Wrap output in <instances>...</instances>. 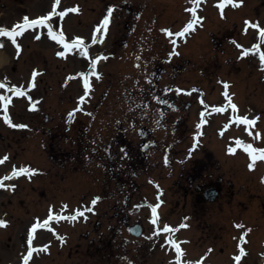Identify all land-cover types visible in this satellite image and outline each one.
<instances>
[{
    "label": "rangeland",
    "instance_id": "obj_1",
    "mask_svg": "<svg viewBox=\"0 0 264 264\" xmlns=\"http://www.w3.org/2000/svg\"><path fill=\"white\" fill-rule=\"evenodd\" d=\"M18 1L0 0V5L6 6L5 12L1 16L3 22L11 20V23L19 20L22 14H28L29 17L43 14L48 10L51 0H27L23 6H18L16 4ZM65 1L67 2L66 5L72 6L76 2V0ZM80 1L83 2L82 6H85L88 18L84 20L89 22L88 25L95 20L93 18H99L100 16L103 19L104 14H107V12H103L107 5H104L103 0ZM235 1H240L242 6L235 9L226 0H208L200 11L203 0H199L197 4H194L192 0H105L106 3L109 2L107 6H112L114 10L110 18L111 21L109 20V30L106 32L102 29L99 32H95V37L102 39L120 36L121 32H123V22L126 17L125 10L129 6H134L136 14L138 13L137 21L141 24L138 28V37L148 36L145 33L149 30L150 34L146 38L147 44L153 42V37L156 41L155 46L148 45L150 49H147V54L154 59L157 57L162 58L163 56H168L169 53L171 54L170 50L169 53L167 51L168 44L164 43H182L177 40L180 37L175 36V34L183 31L189 21L195 23V17H199V23H196L193 27L196 29L200 26V28L195 31L193 28L188 37L191 39L190 42H194L195 39H204L205 45L199 46L196 43L193 48L184 52L185 54L179 51L182 55L176 57V62L189 58L191 60L190 67H187L184 73H177L174 79L170 80L167 76H164L159 82V86L169 85L172 88V98L175 99L176 106L181 110L180 113L176 112L173 116L174 119H181L180 126L179 124L176 126L177 136L175 140L177 142L176 149L181 151L177 152L179 155H175L174 159L182 160L185 153L191 150L193 136L196 132L195 117L197 112L203 108L199 105L201 102L200 97H202L203 102H206L204 109L208 108V104L221 103L219 92L222 81L231 82L232 88L236 92V99L233 102L236 107H239L242 115L248 116L251 121L253 117L254 123H251L252 126L250 128L229 129L221 136L214 135V129L218 126V120H216L211 124L204 138L203 142L205 144L202 142L197 149L207 153L210 149L214 150L215 155L212 154L213 160L217 161V165L221 166L219 172L222 173L224 185L221 204L219 206L214 205V208L206 213V218L191 220L190 223H187L189 225L187 229L175 234V240H188V244H183L182 248L184 251L186 249L187 257L191 261H195L196 264H262L264 256L262 245L264 240V152L261 151L264 150V77L262 64L259 61L260 54L264 52V38L261 36V29L264 28V3L254 0ZM63 2L64 0L61 6ZM221 4L224 5L223 9L220 7ZM91 7L94 8L93 11ZM163 8H166V12L160 13ZM189 8H195L197 15L194 16L193 11L186 12V9ZM2 10L0 6V13ZM134 15L135 13H133V17ZM127 16L130 18L129 14ZM255 23L259 24L257 25L258 31L252 29ZM197 24L198 26H196ZM87 26H80L81 34H88ZM133 42L131 40L130 44ZM160 44L165 45L164 50H162L163 47L161 48ZM237 44L241 45L239 49ZM99 48L96 47L95 50H92L93 55L96 56L94 59L100 56V52L101 55H105L104 51L102 52V49L100 51ZM101 48L106 50L104 46H101ZM185 49H187V46ZM40 52L43 54V58L49 59L48 62L41 64V60H37L30 65L25 64L21 67L18 64V66L26 71L25 78H27L32 66L46 71L44 72L45 75L41 76L39 83H36L32 95L30 94L31 97L37 94L43 95V102L34 105V109L30 112L24 107V105H27L25 99L19 98L17 100L19 102L15 103V112H20L19 122H24L28 125L26 130H21L22 128L16 129V132L11 134L8 130L0 127V133L4 135V139L0 140V157L13 151L18 152L16 157H19L16 159L17 161H13L15 163L12 170L29 168L39 173L31 176L30 179H25L26 181L18 180L19 182L12 183L15 203L14 210L10 212L11 216L27 211V204L34 205L36 202L44 203L47 206V213L45 211L40 213L38 218H43L50 213H56L59 210V202L64 200L71 204L72 210L88 207L93 209V205H90V202L94 198L102 197V192L95 190L93 187V185L98 184L94 183L87 175H84V173H73V170H68V172L64 170L63 172L59 168L60 128H67V131L64 132L74 136L79 131L76 124L89 125L87 133H94L95 144H103L106 141H99V139L102 140L103 136L101 135L107 134L108 129L106 127L112 126L113 134H116V129L119 130V126L114 124L118 121L108 126L104 119L106 115L103 114L106 113V109H110L109 112L114 110L116 112L114 118L122 117L126 113H129L127 115L128 119L134 117L132 121L128 120V124L126 123L125 134H128L129 139L138 140L137 130L140 128L152 133L156 139H161L168 134L166 123L162 119L157 121L158 114L153 111V105L138 112L136 116V113L130 111L134 101L131 97L126 96L127 99L124 97L125 91L123 87L128 86V90H136L140 82L144 84L146 79V77L142 78L145 73L140 74L136 67L127 65L130 75L128 78H121L120 63L110 59V57L105 61H100L99 65L91 67L83 64L81 57L79 62L73 59H66L65 62L57 61V63H52L50 60L53 58L48 50L46 52L41 50ZM134 53L136 54V50ZM201 53L206 54L207 61H211L208 71L213 69L211 74L207 73V78L203 74H195V71L199 70V61L203 57H201ZM241 53L244 54L245 59L239 57ZM135 64L134 62L132 66H135ZM82 71L88 76L95 74L94 88L82 108V111L86 112L85 114H82V111L73 110L76 109V98L82 92L80 86L81 75L78 76ZM11 73L13 74L9 70L6 71V74L13 79ZM63 74H65L64 79H62ZM107 76L113 80L117 90L114 91L112 89V92H109L107 101L99 108L101 113L98 114L95 104L99 103L104 88L108 86L106 85L109 82ZM15 77L24 80L20 71L18 77L14 75ZM66 77L69 79L64 85ZM194 87L201 91L193 89ZM0 90V96H7L3 93L1 87ZM191 90L201 93H195ZM121 102L125 103V106L121 107ZM113 103L115 104L113 105ZM188 103H190L189 107ZM109 105L113 107L110 108ZM71 111L74 113L72 112L70 119L69 114ZM45 115H47V120L44 119ZM255 116H259L258 119ZM89 121H91V124H89ZM62 123H64V126H61ZM65 124L68 125L65 126ZM123 124L125 125V122ZM160 127L163 128L160 129ZM41 138H43L42 141ZM11 139H15V141L12 142ZM44 144L48 147L46 148L47 154L54 159H46L41 149ZM43 148L45 147L43 146ZM159 149H162V143H160ZM22 150L24 151L22 152ZM189 153L194 155V157L201 155L200 152ZM253 156H255V159H253ZM156 160L162 162L163 157L158 154L151 161L154 163ZM24 163L29 164L25 166ZM8 167V164L2 167L3 172L0 174L12 171L6 170ZM153 168L149 167L144 171L141 168L139 169L136 182L140 186L135 187V192H132L131 202L127 205L128 208L125 211L123 206H119L124 204V201L118 197H113L108 202L110 206L97 202L93 209V215L87 213V218L79 219L73 226L63 225L58 227L59 230H62V234L69 236L68 242L66 241L64 244L59 243L58 245L52 238L45 236L47 235L45 232L38 234L37 238L41 243H44L46 239L43 237H46L47 241L51 242V246L50 253L43 257L41 256L42 258L36 260V262L38 264H59V259H66L68 257L67 251L71 249L72 253H69V258L63 264H88L82 263L81 260L87 259L88 251H91V255H93V249L100 241L103 248L107 246L108 241L110 242L109 244H113L111 248L113 264H116V261H118L117 264H124L125 261L158 264L161 259L170 258V253L167 251L166 246L162 244L161 237L157 233L155 237L147 238V235L152 233L153 230L156 232L149 220L142 221V225L146 228V234L143 238L146 242L141 239L139 243L143 242L144 245L153 243L155 246L150 250L151 253L139 258L138 250H140V247L136 246L135 243L129 244L127 247L129 252H119L125 246L123 245L125 239L129 242L135 241V238L131 237L126 229L123 228L126 216L128 215L129 224H131L135 221L137 213L146 215L143 207L140 206L142 202L140 196L151 194L152 192L150 187L143 183H145L146 175L150 171L152 173H149V175L156 174ZM159 173L166 178L165 173ZM61 180L64 181V187H69L73 183L77 188L73 192L68 190L67 192L59 193L62 190ZM171 182L172 180L170 179L163 186L166 191L168 190V195L166 194V197H164V204L157 219L160 220L161 225L166 223L174 229L181 221L175 219L178 215H172L170 210L172 200L176 199V197L179 198L176 196L178 193L173 192L172 186H170ZM74 192L75 194H73ZM82 194L86 197L85 201L82 200ZM0 197H3L2 193H0ZM28 200L30 201L29 203L26 202ZM180 200V204H182V199ZM113 202H118L116 209H114L113 205L111 206ZM110 207L112 210H109ZM126 211L129 213L125 215L124 212ZM34 214L36 213L33 210ZM99 214L102 215L99 216ZM98 219H100V227L95 233H91L87 237L82 235L83 233L80 234L85 230L91 229L90 220L92 222ZM22 224L21 221L15 219L14 226L16 230H10L9 234L13 235L12 231L22 230L25 226L22 227ZM119 230L122 231L121 236H118ZM109 231L111 233H108ZM235 239H239L237 242L241 241V246L244 249L239 256L237 255L238 249H236L237 242H235ZM3 241L6 243V236ZM13 244H16L15 248L19 245V241L15 242L14 237ZM132 251L135 253H132ZM101 253L103 252L101 251ZM106 253L104 252L108 258L110 252L106 250Z\"/></svg>",
    "mask_w": 264,
    "mask_h": 264
},
{
    "label": "snow or ice",
    "instance_id": "obj_2",
    "mask_svg": "<svg viewBox=\"0 0 264 264\" xmlns=\"http://www.w3.org/2000/svg\"><path fill=\"white\" fill-rule=\"evenodd\" d=\"M192 2L194 4H197L199 3V0H192ZM60 3V0H56V4L59 5ZM221 9H223L224 5L221 4L220 5ZM193 12H195V8L192 9ZM112 12H113V8L110 7L108 9V15L104 18V22H103V25H102V28L104 31L107 30L108 28V24H109V18L111 17L112 15ZM65 13H60L61 16H63ZM49 17L53 16V15H56L55 11H52L50 12L49 14ZM195 22V21H193ZM251 23V22H249ZM44 24H47V28H48V35L52 36L53 39H59L60 42L62 44H64L65 48H68L69 45L65 42L64 38H63V33H60L59 36H57V34L54 33L53 31V23L50 19H48V17H40L38 20H29L27 16L24 17V22L23 24L21 23H17L10 31L6 28H0V35H7L9 37L12 38L13 42H15V39H16V35L17 34H20L22 35L23 34V30H26L28 27H35L36 25H44ZM192 27V24H189L188 25V28H191ZM101 30V28H97V31L99 32ZM188 29L185 28L184 31L186 32ZM176 35H183V33H177ZM261 36L262 38H264V29H261ZM39 38V37H37ZM74 47H80L82 52H83V49H84V46L82 44H80V41H79V38H77V41L75 42V44L73 45ZM17 47H20L19 44H17ZM58 55L60 56H64L65 53L63 51L59 52ZM99 59V58H98ZM260 59H261V62L264 63V52H262L260 54ZM139 66V65H138ZM93 67H95V63H93ZM5 83L4 82H0V87H5ZM90 85L88 84V81L87 79H85V88H89ZM12 90H15L17 91V93L19 94H22L20 93V90L19 89H16L15 86H13L12 88L9 89V91H12ZM227 94V93H226ZM0 99H6L5 97H2L0 96ZM85 99L84 96H81L80 97V100L81 102H83ZM233 108L236 107V105H232ZM71 116H72V113L69 114V118L71 119ZM5 119L8 120L9 123H11V119L8 117V116H5ZM238 119L243 122V123H254V121H249L247 117H238ZM13 127H19V128H26L28 127V125L26 124H13L12 125ZM262 152H264V150H261ZM125 157H127V153L125 152ZM6 159V157H5ZM253 159H255V156H253ZM251 166V165H250ZM29 171H32V169H29ZM24 172V169H19L18 171H14L13 172V175H18L19 173H22ZM11 177H4L3 179H10ZM3 179H0V187H3L4 184H3ZM13 187H15V185H13ZM96 200H99V197L96 198ZM96 200H93L92 201V204L94 205L96 203ZM67 207V206H65ZM155 207L156 206H153V220L152 222L154 224H158V220H157V217H156V213H155ZM85 212L88 211L87 208H85L84 210ZM84 213L81 212L79 209L77 210V215H83ZM55 217H50V219H54ZM68 219H72L73 217L69 216L67 217ZM7 222L4 221V220H0V225H5ZM45 224L47 225V222H45ZM39 225H37L38 227ZM186 225H181V227H185ZM161 230L165 231V232H169L170 231V228L169 226L165 225L163 227V229H161L159 226L157 227L156 229V232L159 233ZM33 232L36 231V227H33L32 229ZM167 243H170V244H173L175 245L177 251H181L180 247L178 244H176V242L171 238V236H169V239L167 241ZM28 244L31 245L32 244V239L29 238L28 239ZM32 256V251H28L27 253V256L24 258V264H28V259ZM237 259H239V257H237Z\"/></svg>",
    "mask_w": 264,
    "mask_h": 264
},
{
    "label": "flooded vegetation",
    "instance_id": "obj_3",
    "mask_svg": "<svg viewBox=\"0 0 264 264\" xmlns=\"http://www.w3.org/2000/svg\"><path fill=\"white\" fill-rule=\"evenodd\" d=\"M172 103H173V107H174V101H172ZM157 107H159L158 105H157ZM145 137H147V135L145 136ZM144 137V138H145ZM209 184V185H208ZM210 186V185H212V183H206V185L204 186V187H198L197 189L199 190V193H200V195L202 196V191H203V189L206 187V186ZM207 186V187H208ZM217 192H218V194H220L221 193V189H220V187L218 186V188H217ZM185 194H188L187 192L185 193V190H184V196H186ZM190 194H192V193H190Z\"/></svg>",
    "mask_w": 264,
    "mask_h": 264
}]
</instances>
